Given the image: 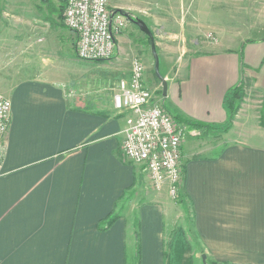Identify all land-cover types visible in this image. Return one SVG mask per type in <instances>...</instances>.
I'll use <instances>...</instances> for the list:
<instances>
[{"label": "crops", "instance_id": "crops-1", "mask_svg": "<svg viewBox=\"0 0 264 264\" xmlns=\"http://www.w3.org/2000/svg\"><path fill=\"white\" fill-rule=\"evenodd\" d=\"M64 5L0 0V95L11 102L0 142V264H136L137 246L140 264H264V34L253 37L264 32L263 9L231 20L198 0L191 17L174 20L138 8L171 54L160 99L183 131L173 198L122 152L131 112L112 96L142 51L132 27L111 58L82 60ZM239 81L241 103L221 130L225 94ZM109 214L116 219L101 230Z\"/></svg>", "mask_w": 264, "mask_h": 264}, {"label": "built area", "instance_id": "built-area-1", "mask_svg": "<svg viewBox=\"0 0 264 264\" xmlns=\"http://www.w3.org/2000/svg\"><path fill=\"white\" fill-rule=\"evenodd\" d=\"M126 17L109 8L108 0H65L64 25L75 35L79 59L103 61L115 51L116 37L125 28ZM210 41L215 39L207 33ZM144 83V66L138 56L130 63L127 79L118 82L112 96L115 109L130 111L125 120L122 152L130 162L145 165L155 188L168 184L172 197L182 183L181 146L183 131L172 114L152 101ZM11 102L0 95V142L7 132Z\"/></svg>", "mask_w": 264, "mask_h": 264}, {"label": "rangeland", "instance_id": "rangeland-1", "mask_svg": "<svg viewBox=\"0 0 264 264\" xmlns=\"http://www.w3.org/2000/svg\"><path fill=\"white\" fill-rule=\"evenodd\" d=\"M51 1L52 0H49V2ZM193 1H198V0H108V5L111 10L121 12L123 15H125L127 19L130 18V20H136V19L142 20V18L145 15L143 12L139 11L138 8L140 7H143L145 9H148L149 7L154 12L156 11L158 12L161 9L163 11V17L166 18L170 17L175 20L182 16L191 17L193 15L194 8L190 6ZM211 2L214 5V12L216 14V17H221V18L229 17L231 18V20H237L241 15L244 14L250 17V15L251 16L252 14L255 15V13L260 9L261 10L263 9L264 12V0H211ZM182 3H184L185 6L187 7L184 13L181 11V8L179 7V5ZM147 11L150 10L148 9ZM127 25H129L133 29L132 32H130V36L132 37L133 42L139 47V49H142L141 52H138L135 55H137L141 59L144 66L145 86L153 93L155 98L160 99L163 94L162 83L154 73V59L151 53L150 40L147 37V35L144 34L135 25L133 21L132 23L128 22L125 25V28L120 33H122L125 29H127L126 28ZM254 34L255 35H253V37H260L264 34V32H262L261 30H255ZM153 40L159 58V72L163 76V74L167 73L166 70L167 59H169L168 56H170L171 54L168 53L164 54V52H162V49L158 46V44L156 45V43H158V40L157 37H154V34H153ZM157 102L160 103L163 107H165L164 104H162L161 99L160 102L159 101ZM182 183H183V178H182ZM178 193L173 198H177ZM136 264H139L138 260Z\"/></svg>", "mask_w": 264, "mask_h": 264}, {"label": "trees", "instance_id": "trees-1", "mask_svg": "<svg viewBox=\"0 0 264 264\" xmlns=\"http://www.w3.org/2000/svg\"><path fill=\"white\" fill-rule=\"evenodd\" d=\"M149 40H150V38H149ZM242 84H243L242 81H239L234 87L229 89V91H227V93L225 94L224 103H225V107L229 113V118H228L227 122L219 128L221 130H227L231 126L233 117H234L235 113L237 112L239 105L241 103L242 97H243V85ZM175 120L178 123H180L176 117H175ZM193 124H195L196 126H200V127L205 126V124H201V123H193ZM216 128H218V127H216ZM182 169H184V168H182ZM115 219H116V216L109 214L108 216L103 218L101 221H99L98 225L100 226L101 223H104V227H100V229L105 230L107 228V226H109ZM136 255H137V260L139 261V264H140V252H139L138 246H137V254ZM204 264H221V263H217V262L210 261V260H205Z\"/></svg>", "mask_w": 264, "mask_h": 264}, {"label": "water", "instance_id": "water-1", "mask_svg": "<svg viewBox=\"0 0 264 264\" xmlns=\"http://www.w3.org/2000/svg\"><path fill=\"white\" fill-rule=\"evenodd\" d=\"M131 21H133L138 26V28L150 38L151 53L154 59V73L157 76V78L160 80V82L162 83V93L163 95H165L167 83H166L165 78L159 72V58L156 52V47H155V43L153 40V34L151 30L147 27L145 22H143L141 19H136V20H131Z\"/></svg>", "mask_w": 264, "mask_h": 264}]
</instances>
